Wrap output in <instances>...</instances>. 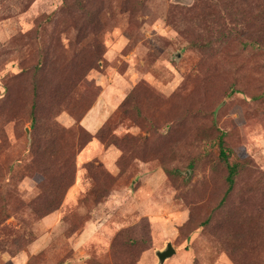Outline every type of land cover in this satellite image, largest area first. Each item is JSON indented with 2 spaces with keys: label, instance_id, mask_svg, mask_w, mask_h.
<instances>
[{
  "label": "rangeland",
  "instance_id": "rangeland-1",
  "mask_svg": "<svg viewBox=\"0 0 264 264\" xmlns=\"http://www.w3.org/2000/svg\"><path fill=\"white\" fill-rule=\"evenodd\" d=\"M167 242L264 264V0H0V264Z\"/></svg>",
  "mask_w": 264,
  "mask_h": 264
},
{
  "label": "water",
  "instance_id": "water-1",
  "mask_svg": "<svg viewBox=\"0 0 264 264\" xmlns=\"http://www.w3.org/2000/svg\"><path fill=\"white\" fill-rule=\"evenodd\" d=\"M175 253H176L175 248L172 246L170 242H167L162 250L156 251L158 263L163 264L167 258L171 257Z\"/></svg>",
  "mask_w": 264,
  "mask_h": 264
},
{
  "label": "trees",
  "instance_id": "trees-1",
  "mask_svg": "<svg viewBox=\"0 0 264 264\" xmlns=\"http://www.w3.org/2000/svg\"><path fill=\"white\" fill-rule=\"evenodd\" d=\"M219 145H220V148H221L220 153L222 155H225V152L222 149L223 141L221 139L219 141ZM223 157H225V156H223ZM235 174H236V165L235 164H229L228 165V171H227V177H226V179H227L229 184H231L233 182V177H234Z\"/></svg>",
  "mask_w": 264,
  "mask_h": 264
},
{
  "label": "crops",
  "instance_id": "crops-1",
  "mask_svg": "<svg viewBox=\"0 0 264 264\" xmlns=\"http://www.w3.org/2000/svg\"><path fill=\"white\" fill-rule=\"evenodd\" d=\"M109 151V150H108ZM102 152L101 154H100V158L105 162V163H107L108 162V156L110 157V155H108V153H110V152ZM114 157H115V155H114ZM108 163H111V162H108Z\"/></svg>",
  "mask_w": 264,
  "mask_h": 264
}]
</instances>
